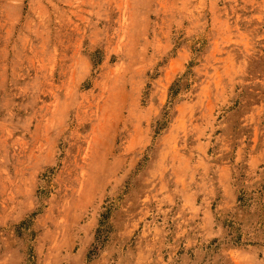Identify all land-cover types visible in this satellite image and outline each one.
<instances>
[{
  "label": "rangeland",
  "instance_id": "rangeland-1",
  "mask_svg": "<svg viewBox=\"0 0 264 264\" xmlns=\"http://www.w3.org/2000/svg\"><path fill=\"white\" fill-rule=\"evenodd\" d=\"M0 264H264V0H0Z\"/></svg>",
  "mask_w": 264,
  "mask_h": 264
}]
</instances>
